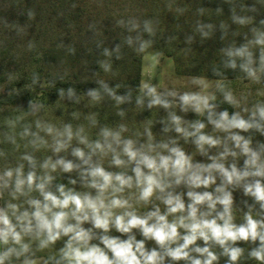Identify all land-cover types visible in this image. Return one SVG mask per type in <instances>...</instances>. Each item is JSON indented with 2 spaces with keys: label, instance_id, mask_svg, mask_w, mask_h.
I'll list each match as a JSON object with an SVG mask.
<instances>
[{
  "label": "clouds",
  "instance_id": "obj_1",
  "mask_svg": "<svg viewBox=\"0 0 264 264\" xmlns=\"http://www.w3.org/2000/svg\"><path fill=\"white\" fill-rule=\"evenodd\" d=\"M224 3L231 23L247 31L243 43L220 50L223 67L239 69L238 78L264 95V16L257 7L264 0ZM166 7L172 10L171 3ZM196 13L203 16L205 9ZM116 23L129 33L123 44L138 55L154 46L159 20L130 16ZM13 27L18 35L24 31ZM218 27L226 39L230 25ZM216 28L197 19L194 32L203 40ZM121 47L114 49L117 60ZM102 55L98 64L112 72L113 51L103 48ZM213 74L221 79L191 76L171 87L150 75L138 85L134 106L158 115L136 126L125 122L122 107L133 104V89L103 79L84 97L92 106L113 101L121 118L114 125L101 124L97 112L80 122L78 111L57 124L45 118L39 101L4 117L0 264H264V99L237 95L215 66ZM39 80L34 73L32 85ZM57 91L61 101L82 102L73 87ZM223 104L233 110H220Z\"/></svg>",
  "mask_w": 264,
  "mask_h": 264
},
{
  "label": "rangeland",
  "instance_id": "obj_2",
  "mask_svg": "<svg viewBox=\"0 0 264 264\" xmlns=\"http://www.w3.org/2000/svg\"><path fill=\"white\" fill-rule=\"evenodd\" d=\"M169 3L172 4V10L166 7ZM246 3L251 6L254 0H246ZM176 7H182L186 11L182 15L178 14L175 11ZM218 7L222 6H217L209 0H77L76 7L65 12L59 0H0V92L6 91L20 74L26 72L32 76L35 71L40 72L41 54L43 49L50 45L63 46L67 50L73 47L75 49L73 55L81 60L83 56H95V67L89 69L85 66L84 69L90 71L89 74H105L98 64V61L106 59L102 55L103 48L113 51V59L116 45L121 44L122 57L140 58L141 82L151 75L153 82L161 86L186 85L189 77L199 76L194 73V60H203L207 49L214 51L216 43L223 45L231 38L239 39V36L243 38L242 33L247 31L231 23L228 4L222 7L223 13L220 15L216 13ZM257 7L260 16H264V7L259 5ZM198 8L205 9L203 16L197 15ZM29 11L33 13L31 18L28 15ZM130 16L141 20L149 18L159 20L155 44L142 55H138L127 44H123L124 37L129 33L116 23L117 20ZM197 19L217 25L211 38L202 40L200 35L194 32ZM221 22L230 25L227 38L224 40L221 39L222 33L218 27ZM13 25L23 28V33L18 35ZM131 35L135 36V33ZM189 36H195L191 45L186 42V37ZM170 37L173 38L171 41ZM30 42L34 45L31 50L28 47ZM98 43H101L100 47H97ZM189 48L191 50L186 51ZM179 70L185 75H178ZM9 76L12 77L11 81ZM228 81L237 95H249L250 101L264 99V95L257 94L256 89L259 86H253L239 78ZM37 101L46 105L43 113L45 118L57 124L70 120V113L73 111L81 113L80 122H84L83 115L88 112H97L101 124L114 125L118 117L114 114L111 119L109 118L106 107L108 103L105 102L92 106L88 102L76 105L60 99ZM17 110L26 112L28 108L3 109L0 111V122L6 116L17 114ZM149 113L151 119L157 118L156 110ZM160 126L162 125H155L156 132H159ZM95 131L94 129L93 133ZM185 147L189 151L193 150L191 146ZM236 197L237 201L241 198L238 193Z\"/></svg>",
  "mask_w": 264,
  "mask_h": 264
},
{
  "label": "trees",
  "instance_id": "obj_3",
  "mask_svg": "<svg viewBox=\"0 0 264 264\" xmlns=\"http://www.w3.org/2000/svg\"><path fill=\"white\" fill-rule=\"evenodd\" d=\"M211 3L217 6L225 7L227 3L224 0H209ZM61 7L65 8V12L73 10L77 5V0H59ZM233 41L237 45L243 43L242 36L239 39L231 38L225 44L216 43L214 51L207 49L204 53L205 58L203 60H194V73L199 76H205L219 80L221 77L213 74V67L215 66L222 71L225 77L228 79L238 78L242 75L239 69H225L223 67L222 57L220 50L227 47ZM40 61V72H36L40 77L39 82L36 85H32V76L28 73L20 74V76L14 81V83L4 92H0V111L3 109H19L28 108L29 101H37L46 99L58 100L59 93L58 89L64 88L67 90L69 87L76 89L77 94L82 97V102H88V99L84 97L85 91L89 88H96L98 85L96 81L103 79L109 83L112 87L115 84H121L129 86L133 89V104L122 105L127 109V116L125 122L129 123L130 126H136L142 124L145 120L151 119V114L147 111H142L134 106L135 95L137 94V87L141 83V60L138 56H125L117 60L113 58L111 60L112 72L105 74H89L90 71L84 69L87 66L89 69L95 67V56H83L82 60L77 58L75 55L70 53L65 47L59 45H50L43 49ZM34 74V73H33ZM178 75H185L179 70ZM63 77V80L60 79ZM126 89L121 88L119 94L123 95ZM11 93V95H9ZM108 109L109 118L116 114V107L114 102L111 100H105ZM228 108L229 112L233 109L229 105L223 104L220 110ZM158 114V113H157ZM163 109L159 110V115H164ZM101 118L102 116L99 115ZM189 119H195V115L189 113ZM103 119V118H101ZM121 122V118L118 116L116 123ZM115 123V122H114ZM162 127V126H160ZM155 126L153 131H155ZM66 182V180H65Z\"/></svg>",
  "mask_w": 264,
  "mask_h": 264
}]
</instances>
